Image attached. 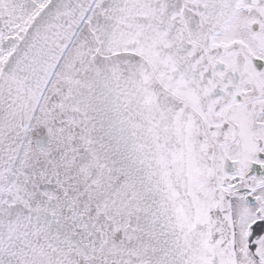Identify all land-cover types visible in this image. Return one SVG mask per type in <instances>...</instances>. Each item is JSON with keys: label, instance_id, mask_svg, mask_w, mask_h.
<instances>
[{"label": "snow or ice", "instance_id": "1", "mask_svg": "<svg viewBox=\"0 0 264 264\" xmlns=\"http://www.w3.org/2000/svg\"><path fill=\"white\" fill-rule=\"evenodd\" d=\"M0 264H264V0H0Z\"/></svg>", "mask_w": 264, "mask_h": 264}]
</instances>
